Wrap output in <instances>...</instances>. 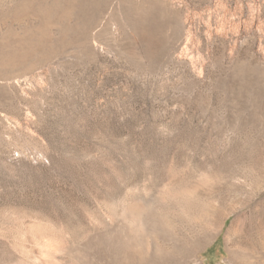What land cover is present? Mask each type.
Instances as JSON below:
<instances>
[{"label":"rangeland","instance_id":"rangeland-1","mask_svg":"<svg viewBox=\"0 0 264 264\" xmlns=\"http://www.w3.org/2000/svg\"><path fill=\"white\" fill-rule=\"evenodd\" d=\"M115 244L264 264V0H0V264Z\"/></svg>","mask_w":264,"mask_h":264},{"label":"bare ground","instance_id":"bare-ground-1","mask_svg":"<svg viewBox=\"0 0 264 264\" xmlns=\"http://www.w3.org/2000/svg\"><path fill=\"white\" fill-rule=\"evenodd\" d=\"M167 222V221H166ZM166 224V223H165ZM168 244V243H167ZM127 248V247H126ZM144 248V247H143ZM166 248V247H165ZM116 249V252L114 253L117 259H114L115 261H117L116 264H127V258L128 255L126 254L124 248L119 244V246L117 247V245L115 244L114 246V250ZM163 249V248H162ZM128 250V249H127ZM161 252V251H160ZM156 254V253H155ZM158 256V255H157ZM165 257V256H164ZM160 258V257H159ZM162 258V257H161ZM130 259V258H129ZM76 262V261H75ZM63 264V262H62Z\"/></svg>","mask_w":264,"mask_h":264}]
</instances>
